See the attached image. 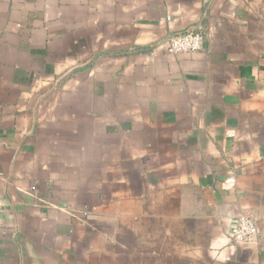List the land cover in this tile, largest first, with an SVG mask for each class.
I'll list each match as a JSON object with an SVG mask.
<instances>
[{
  "label": "crops",
  "instance_id": "1",
  "mask_svg": "<svg viewBox=\"0 0 264 264\" xmlns=\"http://www.w3.org/2000/svg\"><path fill=\"white\" fill-rule=\"evenodd\" d=\"M0 203V264H264V0H0Z\"/></svg>",
  "mask_w": 264,
  "mask_h": 264
},
{
  "label": "built area",
  "instance_id": "2",
  "mask_svg": "<svg viewBox=\"0 0 264 264\" xmlns=\"http://www.w3.org/2000/svg\"><path fill=\"white\" fill-rule=\"evenodd\" d=\"M168 52L170 54L195 53L203 48V37L197 32H185L172 35L167 39ZM223 189L229 190L233 186L224 182ZM1 209V203H0ZM257 231L256 221L252 216L241 215L232 221L230 226V238L235 244H240L255 236Z\"/></svg>",
  "mask_w": 264,
  "mask_h": 264
}]
</instances>
